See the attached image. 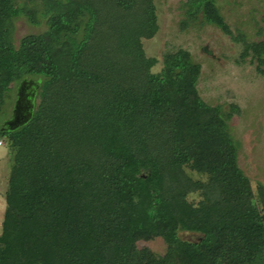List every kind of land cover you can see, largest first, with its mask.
<instances>
[{
  "label": "trees",
  "instance_id": "obj_1",
  "mask_svg": "<svg viewBox=\"0 0 264 264\" xmlns=\"http://www.w3.org/2000/svg\"><path fill=\"white\" fill-rule=\"evenodd\" d=\"M182 8L180 30L218 29L264 77V39L233 35L214 0ZM19 18L45 28L16 45ZM156 31L153 0H0V115L12 85L41 81L30 120L0 126L11 153L0 264H264V187L229 132L240 108L202 99L185 49L152 72L140 39ZM155 238L163 256L138 250Z\"/></svg>",
  "mask_w": 264,
  "mask_h": 264
},
{
  "label": "rangeland",
  "instance_id": "obj_2",
  "mask_svg": "<svg viewBox=\"0 0 264 264\" xmlns=\"http://www.w3.org/2000/svg\"><path fill=\"white\" fill-rule=\"evenodd\" d=\"M186 0H153L157 31L151 38H141V46L147 58H155L157 64L152 72L160 71L162 54L178 48L190 52L193 61L201 66L198 91L202 99L211 106H219L223 111L235 104L241 114L229 121V132L238 143L237 162L256 191L257 186L264 187V77L255 71V65L247 58L239 62L241 46L212 26L180 30L179 22L183 17L182 4ZM220 14L233 35L244 34L250 41L264 39V0H214ZM44 24L34 27L24 18L15 21V44L27 34H38L44 30ZM206 47L212 55L202 51ZM25 92H34L33 109L37 106L39 80L26 78ZM19 85H12L3 113L0 115L2 127L12 113L17 101ZM11 167V153L5 141L0 144V233L5 208L4 194L7 188ZM193 180L204 181L205 177L186 170ZM257 197V195H256ZM188 199L197 202L201 199L198 192L188 194ZM258 199V198H257ZM256 199V200H257ZM182 240L197 239L196 234L180 232ZM138 250L145 249L156 257L166 251L161 238L139 241Z\"/></svg>",
  "mask_w": 264,
  "mask_h": 264
},
{
  "label": "flooded vegetation",
  "instance_id": "obj_3",
  "mask_svg": "<svg viewBox=\"0 0 264 264\" xmlns=\"http://www.w3.org/2000/svg\"><path fill=\"white\" fill-rule=\"evenodd\" d=\"M22 82H24V80H22L18 84L19 89L21 86L23 88V96H22L21 102H20L19 106H16V102L14 103V108L12 110L10 118L7 121H11L14 118L15 114H17L16 116H18V119L20 121H22L23 119H25L27 117V115L30 112L33 111L34 92H29V93L25 92L24 86L26 85V82H25V84H22ZM16 99H18L17 93H16ZM3 127H5L4 124H3Z\"/></svg>",
  "mask_w": 264,
  "mask_h": 264
},
{
  "label": "water",
  "instance_id": "obj_4",
  "mask_svg": "<svg viewBox=\"0 0 264 264\" xmlns=\"http://www.w3.org/2000/svg\"><path fill=\"white\" fill-rule=\"evenodd\" d=\"M202 51L208 55H212V53L210 51H208L206 49V47H204L202 49ZM22 84H25V82H22ZM22 96H23V88L22 86L20 87L19 89V92H18V99L16 101V106H19L20 102H21V99H22ZM17 114L14 115V118L11 120V121H6L4 123L5 127L3 128V130H6V131H13L17 128H19L20 126L24 125L25 123H27L31 116H32V112H30L27 117L25 119H23L22 121H20L18 119V116H16Z\"/></svg>",
  "mask_w": 264,
  "mask_h": 264
},
{
  "label": "built area",
  "instance_id": "obj_5",
  "mask_svg": "<svg viewBox=\"0 0 264 264\" xmlns=\"http://www.w3.org/2000/svg\"><path fill=\"white\" fill-rule=\"evenodd\" d=\"M0 144H1V142H0Z\"/></svg>",
  "mask_w": 264,
  "mask_h": 264
}]
</instances>
